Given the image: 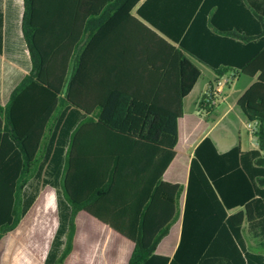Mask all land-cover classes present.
<instances>
[{"label":"trees","instance_id":"16d2710c","mask_svg":"<svg viewBox=\"0 0 264 264\" xmlns=\"http://www.w3.org/2000/svg\"><path fill=\"white\" fill-rule=\"evenodd\" d=\"M141 1L22 0L30 71L0 105V264L19 240L34 264H64L81 212L132 245L123 264H264L246 245L264 222V7ZM20 11L16 3L13 19ZM196 61L215 82L256 77L237 105L257 123L258 150L219 153L205 137L181 210L184 186L163 174L183 101L202 77ZM215 100L199 98L205 119ZM42 175L43 191L26 196ZM181 211L172 257L159 254Z\"/></svg>","mask_w":264,"mask_h":264},{"label":"crops","instance_id":"0c3cea01","mask_svg":"<svg viewBox=\"0 0 264 264\" xmlns=\"http://www.w3.org/2000/svg\"><path fill=\"white\" fill-rule=\"evenodd\" d=\"M145 0H142L144 2ZM260 2L264 7L263 0ZM21 5L18 19H13L12 9ZM135 9L132 13L137 17ZM23 11L22 0L0 1L1 34H0V105L5 106L12 90L30 71V62L25 42L22 38L20 23ZM138 18V17H137ZM202 77L197 81L192 91L183 101V117L178 120V142L175 147L176 156L163 174V180L170 184H181L184 192L181 197L183 210L185 189L188 183L189 169L194 150L198 144L209 137L219 153H226L234 147H239L242 153L258 150L255 138L248 131V122L237 105L244 92L256 81L239 75L224 90L222 99L218 102L212 116L198 112L197 104L201 95L215 82V72L207 65L196 61ZM139 83H147L139 81ZM192 95H194L193 98ZM191 99V100H190ZM193 99V100H192ZM190 101V102H189ZM189 102V107H187ZM84 113L80 112L82 116ZM244 131L247 134L244 136ZM43 179L44 176L42 175ZM36 199V198H35ZM182 211L179 220L171 228L170 234L162 240L157 248L159 254L172 257L180 238ZM246 245L264 246V222L253 226ZM132 245L115 234L110 229L96 223L85 213L76 217V233L73 250L64 264H123L131 253ZM15 260H4L2 264H34L25 255H19Z\"/></svg>","mask_w":264,"mask_h":264},{"label":"rangeland","instance_id":"374dc122","mask_svg":"<svg viewBox=\"0 0 264 264\" xmlns=\"http://www.w3.org/2000/svg\"><path fill=\"white\" fill-rule=\"evenodd\" d=\"M1 3H6L7 0H0ZM194 95H192L191 98H193ZM191 100V99H190ZM193 100V99H192ZM190 102V101H189ZM189 102H187V107H189ZM247 134L246 131H244V136ZM46 178V177H44ZM45 188V184L43 183V179L39 178L38 180H32L27 187L25 188V195H30L33 196L35 198H37L39 196V194L43 191V189ZM249 251H252L253 253H259L264 255V246L261 245H253L252 243H249ZM24 242L22 240L17 241V243L14 244L13 248L10 247V249H8V254L5 257L7 260H10L11 258L16 257L17 255L19 256L21 253H23L24 250ZM4 258V259H5ZM5 259V260H6Z\"/></svg>","mask_w":264,"mask_h":264},{"label":"built area","instance_id":"2783aa9c","mask_svg":"<svg viewBox=\"0 0 264 264\" xmlns=\"http://www.w3.org/2000/svg\"><path fill=\"white\" fill-rule=\"evenodd\" d=\"M233 79L234 73L223 76L216 81L213 86L209 87L202 95L213 96L216 99L214 104H218V102L222 99L224 90L233 82ZM247 127L250 135L254 138V133L257 130V123H249Z\"/></svg>","mask_w":264,"mask_h":264}]
</instances>
